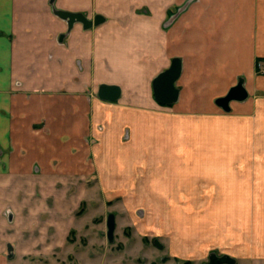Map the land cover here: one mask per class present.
<instances>
[{"label":"rangeland","instance_id":"obj_1","mask_svg":"<svg viewBox=\"0 0 264 264\" xmlns=\"http://www.w3.org/2000/svg\"><path fill=\"white\" fill-rule=\"evenodd\" d=\"M260 1L255 16L253 0H242L237 9L225 3L235 16L239 7L243 9L242 32H235L232 19L208 38L204 19L219 18L218 0L86 4V18L98 14L105 20L85 29L95 38L129 33V40L144 47L136 55L102 57L105 61L96 67L82 62L87 72L75 75L85 85L81 96L76 95L84 98V105L78 111L80 127L71 136H64L60 104L69 90L63 80L74 74L55 67L42 74L0 75V100L7 101L13 93L22 112L19 102L31 97H43L44 103L55 106L48 116L39 115L42 118L33 110L29 120L16 122L19 130L9 144L7 138L0 142V186L10 176L17 208L24 198L29 200L21 209L0 204V264H252L256 258L255 264H264V133L259 137L258 130L264 129V121L247 122L255 116L237 109V101L230 103L228 112L214 103L239 79L245 88L260 85L249 78L250 67L226 70L223 81L222 73H213L215 68L204 63V53H218L227 38L239 37L235 50L249 61L256 78L264 80ZM61 20L64 35L61 41L55 35L53 42L63 47L62 63L73 41ZM132 20H137L138 31L128 30L136 29ZM73 25L79 27L75 29L81 39V23ZM18 28L10 40L20 38ZM154 29L161 31L160 37ZM159 42L167 43L168 52L156 57L160 50L152 47ZM170 46H176V53ZM173 54L184 59L176 84L183 88L187 104L159 105L151 81L168 67L166 60ZM133 57L135 63L121 68L123 72L111 71L112 62ZM70 62L74 69L73 58ZM106 80L122 89L115 101L97 96L100 82ZM247 93L243 102L264 98L263 88ZM94 103L97 108L89 107ZM156 162L160 177L153 178L150 167ZM109 213L114 214L112 240L106 235ZM248 245L258 249L250 251ZM224 256L231 263L218 261Z\"/></svg>","mask_w":264,"mask_h":264},{"label":"crops","instance_id":"obj_2","mask_svg":"<svg viewBox=\"0 0 264 264\" xmlns=\"http://www.w3.org/2000/svg\"><path fill=\"white\" fill-rule=\"evenodd\" d=\"M95 0H0V32H2L4 35H0V75L3 73H30V74H42L46 69L51 72L55 70V67H59L61 70H64V73H70L74 74L73 77H65L63 80L62 86L67 88L68 91L64 92L65 95L62 98V103L60 106H62L61 113L64 115V119L62 122H64V127L66 130V134L64 136H71L72 132H74V129H78L80 127V121L78 120L79 115L78 111L79 109H82L81 107L84 105L82 104L84 98L80 97L82 89H84L85 85H82L80 83V77L76 76L75 74L85 73L86 69L82 66V62L85 63L84 65L87 66L89 62V66H95L96 64H102L105 60L103 58L106 57H112V58H122L129 54L136 55L139 51L140 47H144V45H138L134 40H129L133 35L129 36V33L127 34H119L118 36H112L111 37H105L102 35H99L97 38L94 37V34L91 32V30L86 31L83 30V37L79 39V35L76 33L78 32L75 28V25L71 27V29L68 31V38L70 37L73 41V46L71 48L70 44H68V51H66V57L65 54L63 56V62L61 63L60 60L62 59V52L63 47L59 46L60 42L57 41V44H54L53 39L55 35H57V39L61 34H64L63 32V23L58 20L53 12L52 8L56 9H62L70 12H82L84 13V10L86 9V4H91ZM256 2L253 7V14L254 16L258 12V9L262 7V3L259 0H253ZM220 2L221 6L219 10V18H210L207 17L204 19V37L208 38L210 35H214L213 33L217 29L216 32H220V28L224 27L225 23L229 20H233V24L235 25V32L239 34V32H242V26L246 22V17L244 18V13L242 12L243 9L239 7L237 11V15H233L234 13L228 12L226 6L232 5L234 9H237L239 3L242 2V0H218V3ZM225 3H228L227 5ZM211 7L210 2L207 4V8L209 9ZM260 7V8H259ZM217 9V8H216ZM242 9V10H241ZM55 17H54V16ZM26 19V21H25ZM63 21V20H61ZM105 21V20H104ZM115 21V20H114ZM25 22V23H23ZM137 22V20H132V24L135 25L133 27L135 28H128V30L132 31H138V24L134 23ZM116 25H119L118 22L115 23ZM114 23L109 26H114ZM130 24V22H129ZM17 26L20 27L19 32L20 38L16 39L18 40H10L8 38L9 35L16 34L17 32ZM207 27V28H205ZM103 28V27H102ZM101 29V28H100ZM114 29V28H113ZM112 29V30H113ZM115 31V29L113 30ZM132 31L130 32L132 34ZM154 32L157 34V36H161V31L159 29H154ZM199 36L202 38L203 33L198 32ZM216 34V33H215ZM7 35V36H6ZM119 37L126 39H120ZM67 38L64 37V40ZM241 38L234 37V38H227L226 43H224V46L220 48V51L218 53H211V54H205L204 53V63L205 61L208 62L212 67L215 68L213 70V73L221 74L226 73V70L230 73L239 70L241 67L244 68L250 67V71L248 72L249 78H252V81L256 80L257 84L260 86L258 87L256 84L255 86L251 85V87H247L246 89L251 94V92L256 93L257 88L264 89V80H258L256 76L254 75V69L252 68L251 64L249 65V61L245 57H243L240 53V51H236V45L241 42ZM17 41L20 42V48L18 49ZM175 41V40H173ZM171 42V41H169ZM225 42V41H224ZM234 42V43H233ZM154 43V42H153ZM167 43L166 42H159L157 43V46L154 44L152 49L154 51H157L156 49H159L158 55H154L156 57H159L162 55L163 52L167 51ZM39 46V47H38ZM169 47V50L174 49V52L176 53V46ZM33 50H31V49ZM39 51H35L38 50ZM145 48H147V45H145ZM243 50V49H242ZM33 51V52H31ZM35 51V52H34ZM38 52V53H37ZM168 55V58L166 60V66H169L170 61L174 57L180 58L181 61V73L176 81V83L181 79L183 74V68H184V59L180 56H174ZM50 56V57H49ZM75 57V58H74ZM103 57V58H102ZM68 58V60H67ZM73 58V63L76 65L73 69L71 67V60ZM91 58V59H89ZM134 60H129V58H124L125 62L121 59H119L118 62H112V70L111 71H117L123 72L121 68L124 66H130V64L135 63V57H133ZM248 58V57H247ZM71 59V60H70ZM166 59V58H165ZM164 60V58H163ZM24 61V62H23ZM23 62V63H21ZM157 61L152 60L151 64L155 63ZM79 63V64H78ZM215 63V64H214ZM248 63V65H246ZM245 64V65H244ZM70 66V67H69ZM125 68V67H124ZM116 69V70H115ZM248 71V70H247ZM91 73V71H90ZM105 73V72H102ZM68 75V74H67ZM222 79L224 81V75L223 78L219 77V79ZM105 80V79H104ZM107 84V85H117V83L111 82V81H103L100 82V84ZM175 83V86L178 88V99L175 103L178 106L185 105L186 100L184 99L182 101L183 96V88H181L178 84ZM49 86V85H48ZM33 88H37L35 86H32ZM63 87V88H64ZM120 87V86H119ZM210 87V86H208ZM47 88V87H46ZM214 87H212L213 89ZM34 90H44L43 87L40 89H34ZM122 91L120 87V92ZM184 91H186L184 89ZM77 92V93H76ZM79 94L80 96H76ZM72 95V96H70ZM7 101L0 100V142L2 139L7 138L9 144L10 137L14 138V134L17 132V123L16 122H24L29 120L30 116H33L34 111L36 110L37 113L34 115H46L48 116V112L55 111V106L47 105L43 101V97H31L28 100H22L19 102V104L22 106L24 105V111H20L17 107V101L16 96L12 93V98L10 97ZM250 96V95H249ZM185 97V96H184ZM46 101V99H44ZM101 100V99H100ZM104 101V100H102ZM187 104V103H186ZM237 109H242L246 112H251L252 115L255 117L251 119L250 117H247L245 120L247 122L253 121V122H261L264 121V98H258V99H248L246 101H241L238 103ZM161 105V104H159ZM168 106V105H164ZM3 107V109H2ZM89 107H98L97 104H91ZM95 111V109H93ZM7 111V113L5 112ZM33 111V113H32ZM78 117V118H77ZM92 117H94L92 115ZM101 117V116H100ZM39 118H42L39 116ZM92 119V118H91ZM95 119V118H94ZM96 121V120H95ZM79 124L76 126V124ZM89 122H86L87 124ZM89 126V125H88ZM85 125L86 129L88 127ZM20 127V125H19ZM77 127V128H76ZM21 128V127H20ZM264 128V127H263ZM19 130V129H18ZM260 132L257 133L255 136H262V132L264 133V129H258ZM255 132V131H254ZM71 133V134H70ZM5 134H8L6 137ZM74 136V135H73ZM155 165L150 167L151 170V177H155L156 174L160 173L158 172V166ZM9 171V169L7 170ZM156 171V172H155ZM7 181L0 186V201L1 205L5 206L6 203L9 205H12L15 201V197H12L14 195V187H10L12 185V182H9L12 177L7 176ZM10 178V179H9ZM22 186V185H21ZM24 186V185H23ZM22 186V188H24ZM16 195V194H15ZM248 248L250 251L257 248L256 246H249ZM258 249V248H257ZM256 249V250H257ZM263 250V249H262ZM252 253V252H251ZM264 255V253H262ZM261 254V255H262ZM246 260H252L253 256H245ZM260 258V257H259ZM262 258V257H261ZM255 261V262H254ZM259 259L256 258L255 260H252L250 263H258Z\"/></svg>","mask_w":264,"mask_h":264},{"label":"water","instance_id":"obj_3","mask_svg":"<svg viewBox=\"0 0 264 264\" xmlns=\"http://www.w3.org/2000/svg\"><path fill=\"white\" fill-rule=\"evenodd\" d=\"M52 12L55 16L66 21L67 29L70 30L74 23H81L83 29H89L92 26H97L104 21L101 15H95L93 19H88L82 12H70L62 9L52 8ZM64 34L59 36L61 41ZM181 73V61L180 58L174 57L171 59L169 66L158 73L151 81V88L154 100L161 105H170L178 99V88L175 86ZM97 96L101 100L115 101L120 96V87L117 85L100 84L97 88ZM248 96L247 90L243 85L241 79L238 82L228 88L225 95L217 97L214 100L216 106L223 111L228 112L230 110V103L232 101L241 102ZM107 238L112 240L114 231V214L109 213L106 219ZM157 244V242H155ZM158 245V244H157ZM160 247V245H158ZM212 261H217L211 258ZM218 261L231 263V260L227 257H222ZM217 261V262H218ZM212 263V262H211ZM213 264V263H212Z\"/></svg>","mask_w":264,"mask_h":264},{"label":"flooded vegetation","instance_id":"obj_4","mask_svg":"<svg viewBox=\"0 0 264 264\" xmlns=\"http://www.w3.org/2000/svg\"><path fill=\"white\" fill-rule=\"evenodd\" d=\"M23 201H24V202H22V204L19 205L18 208H17V205H16L15 203H13V204L10 205V206H11V207H14V208H17V209H19V208L21 209V208L23 207V205H26V204H27V201H28V204H29V200H28V198H24ZM0 204H1V201H0Z\"/></svg>","mask_w":264,"mask_h":264}]
</instances>
